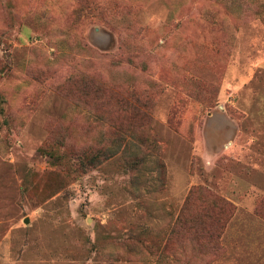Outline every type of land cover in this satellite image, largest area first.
<instances>
[{
    "label": "rangeland",
    "instance_id": "obj_1",
    "mask_svg": "<svg viewBox=\"0 0 264 264\" xmlns=\"http://www.w3.org/2000/svg\"><path fill=\"white\" fill-rule=\"evenodd\" d=\"M0 264H264V0H0Z\"/></svg>",
    "mask_w": 264,
    "mask_h": 264
},
{
    "label": "trees",
    "instance_id": "obj_2",
    "mask_svg": "<svg viewBox=\"0 0 264 264\" xmlns=\"http://www.w3.org/2000/svg\"><path fill=\"white\" fill-rule=\"evenodd\" d=\"M82 83L87 86V87H95V90L100 91L102 89V85L98 84L96 81L93 82L90 78H86V76L82 79ZM134 94L131 95V98L133 99ZM127 100H129L127 98ZM123 102H126V100L122 99ZM130 101V100H129ZM134 101L138 104H142L140 102V99L137 97H134ZM137 105V104H136ZM144 107V105L142 106ZM142 107H140L139 105H137V107H134V110L136 111V113L138 115H140L141 117H145L147 118L148 113L145 109H142ZM102 150H96L94 147L92 148H87V149H81V154H80V167H85L87 165H93L96 164L98 162V159H101L102 155L104 154L103 152H101ZM225 204L228 205V203L226 202ZM226 205V206H227ZM220 210H223L222 207L220 208ZM194 220H196L195 217H188L186 219H180L177 223V226L182 227V228H187V225L190 224L191 222H194ZM180 232V231H178Z\"/></svg>",
    "mask_w": 264,
    "mask_h": 264
}]
</instances>
